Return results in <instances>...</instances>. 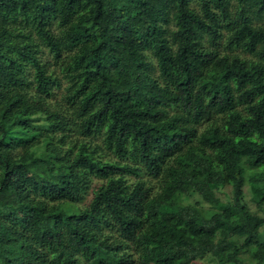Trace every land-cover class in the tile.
Wrapping results in <instances>:
<instances>
[{"label": "trees", "instance_id": "obj_1", "mask_svg": "<svg viewBox=\"0 0 264 264\" xmlns=\"http://www.w3.org/2000/svg\"><path fill=\"white\" fill-rule=\"evenodd\" d=\"M244 183L264 0H0V264H264Z\"/></svg>", "mask_w": 264, "mask_h": 264}, {"label": "rangeland", "instance_id": "obj_2", "mask_svg": "<svg viewBox=\"0 0 264 264\" xmlns=\"http://www.w3.org/2000/svg\"><path fill=\"white\" fill-rule=\"evenodd\" d=\"M160 81V80H159ZM215 194L222 199L226 200L229 197V189L228 185H224L223 187H220L218 190L215 191ZM194 197H188L186 198L187 201H192L193 202ZM241 201L248 207V209L252 212H255L262 217H264V213H262L260 210H258L254 205L253 202L250 199V192L248 185L246 183L243 184L242 186V194H241Z\"/></svg>", "mask_w": 264, "mask_h": 264}]
</instances>
